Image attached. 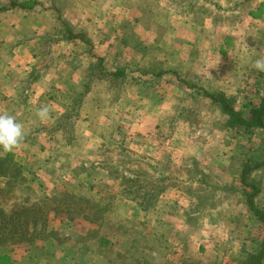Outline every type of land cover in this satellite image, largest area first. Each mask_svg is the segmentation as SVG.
<instances>
[{
	"label": "rangeland",
	"instance_id": "374dc122",
	"mask_svg": "<svg viewBox=\"0 0 264 264\" xmlns=\"http://www.w3.org/2000/svg\"><path fill=\"white\" fill-rule=\"evenodd\" d=\"M10 1L0 0V3L3 6L9 5ZM73 1L75 0H39L40 3L33 11L42 24V31L57 34L62 26L60 21L68 17L64 9ZM150 2L142 8L147 22L150 21V12H157L163 17L170 15L165 9H151ZM174 4L180 6L177 9L187 13L189 19L194 20L193 26L196 28L205 24L207 17V33L202 31L206 36L197 43V49L193 48V43L186 47V43L177 44L175 41L171 48L172 42L165 45L162 42L163 51L156 50V56L152 59L150 57H153L155 47H150V57L145 60L143 67L157 69L165 64L175 68L184 67L182 74L186 80H194L208 91L225 92L234 99L235 107L248 117L249 105L258 103L256 83L260 72L253 64L257 59H264V0H208V4L198 1L193 4L190 0H183ZM98 12L102 15L106 13L108 20H113L114 16L118 15L114 13V9ZM120 12L124 18L127 16V9H120ZM190 12L192 13L189 16ZM26 27L29 30L28 26ZM88 30V37L92 38V26ZM101 30L100 34L107 37L111 35L109 33L113 26L106 23ZM163 32L164 29L160 27L158 33L164 36ZM124 33L126 41L135 45L133 27L125 25ZM109 39L106 40L111 42ZM44 43L46 42L41 41L42 46L39 48V51L43 52L40 56L42 65L47 60V45ZM108 44L107 49L111 48V44L114 47L121 45L116 39L114 43ZM105 46L101 41L90 42L89 50L94 52V55H87L83 62L87 66L95 64L97 51L105 49ZM170 49L173 50L171 56L167 52ZM182 50L189 54L191 60L187 67L180 61L179 53ZM199 56L204 68L200 76L193 73V59ZM108 60L112 62L113 57ZM17 71L19 72L18 69ZM39 71L37 75L42 76L43 73ZM20 74L26 83V73L22 71ZM11 76L16 77L14 74ZM135 76L138 77L130 74L124 77H107V88L99 91V87V92L95 91L97 93L86 98L81 107L80 119L74 122L76 137L73 142H65L58 133L53 136L48 133L51 136L49 137L41 135V132H32V145H27L30 152L36 153L38 159L50 155V161L36 171L37 179L29 182V185L38 196L54 198L49 202L46 232L50 228L55 232L46 234L50 248L42 250L41 255L45 259L41 264H81L79 251L82 246L85 245L88 250L94 251L99 245L98 233L95 232L97 225L107 227V231L102 230L101 234L108 237L113 235V240L117 241L118 238L110 229L123 234L121 246L115 251V256L123 264H127V259L138 264H172L173 255L179 253L172 251V258L169 259L171 261L163 260L165 251L162 244L168 240L170 234L161 223L147 224L146 219L144 221L139 217L137 222L126 224L132 229H125V223L119 218L124 216L125 210L131 205L112 200V192H115L113 186L100 187L95 183L102 176L97 172L95 165L99 158H102L101 162L107 166L109 176L121 178L136 172L143 178L148 177L151 186L155 183V187H166L167 191L170 186L176 185L181 191L193 195V217L189 216L187 221L193 224V228L201 224L205 217L207 219L203 223L214 224L213 232L203 238L208 244L213 243L215 253L211 261L208 256L210 246L206 245L204 247H207V253L204 251L201 256H194L193 250H196L197 246L193 248V241L198 242L199 238L195 234L196 230L193 229L192 238L189 231H183L181 240L189 250H183L181 258L175 257L178 259L176 264H233L235 260H244L248 253L258 249L264 235V227L253 219L248 211L244 202V189H248L240 182L239 175L245 163L255 165L264 161V133L260 130L246 133L243 128L231 125L227 116L209 99L201 94H194L193 90L186 87L182 91L177 89L176 78L168 75L167 79H162L166 82L163 86L159 84L157 87V83L156 87H151V84H148L149 77L145 79L139 75ZM97 81L95 80L98 85ZM135 91L145 96L151 94L154 98L148 100L150 103L147 106L144 103L142 106L138 98L133 96L134 99L131 97L132 99L125 100L127 102L121 104L120 108H112L116 94ZM4 92L6 91H0V96ZM21 95L18 88L14 96L18 99ZM15 98L13 97L14 100ZM164 98L166 103L162 104L160 100ZM2 101L0 113L15 116L11 105H6L7 100ZM142 107H148L146 111L149 110V113H144L142 118L135 120ZM36 110L37 108H27L28 120L19 121L24 126L25 135L29 130L38 128ZM110 132L114 134L109 135ZM102 133L105 134L104 138L100 137ZM57 144L59 147H55ZM160 144L164 146L162 150ZM41 147L50 153L42 152ZM2 155L4 152L0 151V156ZM31 164L32 169H35L36 161L32 159ZM174 177L181 178L180 180L184 178L188 183H179ZM75 178L85 181L79 184L74 181ZM160 178L163 180L160 181ZM4 180L0 179V186H3ZM249 180L258 181L261 191L256 196V202L264 207V164L250 173ZM127 185L132 184L130 182ZM142 192L143 189L136 188L132 194L135 196L133 204L138 209ZM68 194L73 196L69 197ZM62 196L64 198H61ZM11 202L3 203L0 198V203L8 210L12 207ZM95 203L102 207L93 206ZM161 208H164L163 205ZM95 209L99 213H96ZM169 220L168 218L165 222L169 224ZM39 240L38 238L32 243L0 246V264H21L25 247L27 246V255L31 256L30 248ZM131 241H134L137 249H127L126 245ZM21 245L22 248L19 247ZM105 249L107 246L102 252L110 254L109 249ZM112 253L114 254L113 250ZM68 256L77 259L78 263L68 262ZM227 258H230V262L224 261ZM30 259L27 264H33L34 259ZM238 261L234 264H238Z\"/></svg>",
	"mask_w": 264,
	"mask_h": 264
},
{
	"label": "crops",
	"instance_id": "0c3cea01",
	"mask_svg": "<svg viewBox=\"0 0 264 264\" xmlns=\"http://www.w3.org/2000/svg\"><path fill=\"white\" fill-rule=\"evenodd\" d=\"M37 1L39 2V0ZM196 1L208 4V0H192V3L195 4ZM149 2V7L151 9H165L170 12V15L163 17L157 12H150V21L147 22L142 8ZM37 5L32 8L21 7L19 5L10 7L9 5L3 6L0 3V91L1 93L3 91L7 92H4V94L0 96V103H3L2 100H7L8 104L6 103V105H11L10 107L14 111L13 114H15L14 117L18 122L28 120V117H26L28 113L27 108H39L41 105H47L51 108L49 119L44 122H41L38 119V130L31 129L28 132H41V135H48L47 132L50 129L54 116L64 113V106L68 105L73 92L82 88V82L86 80L89 73L88 66L83 62V58L87 55H94V52L89 50L90 42L94 43L101 41L106 44L105 49L97 51V56L104 59L103 66L108 71H113L115 68L119 67L124 69L125 75L130 74L134 77H138L135 75H139L145 79L149 77L150 80L149 83H147L151 84V87H156L157 83V87H159V84L160 86H163L166 82H164L165 80L162 81V79H167L168 75L177 79L176 83H173H175L176 88L181 91L184 87L189 88L188 90H193V87L191 88V86L186 85L184 81L190 84L194 83L198 85V83L194 80H186L182 74L184 67L175 68L165 64L155 69L145 68L143 67V64L145 60L150 57V47H155L153 48V57H150L151 59L156 56L154 53L156 50L161 49L163 51L161 45L162 42L164 45L172 42L171 48L175 41L177 44L178 42L183 45L186 43L184 45H187L186 47L191 46L193 43V48L197 49V43H200V41H202L206 36L202 31L206 32L205 27H208L206 24L208 21L207 17H205V24L203 23V25L196 28L193 26L194 20L189 19L187 13H177L172 9L170 0H75L68 5V7H65L64 13L68 17L65 18L63 22L74 33L81 32L86 35V41H81L79 39H66L60 32L62 26L60 30L57 31V34L43 32L42 28H40L42 27V24L33 11ZM197 7L198 6H196V8ZM104 9H114V13H117L118 15L114 16L113 20H108L106 19V13L103 15L101 12L97 13V11H102ZM120 9H127V16H125V18L121 15ZM122 13L124 14V12ZM191 13L192 12L189 13V16ZM104 23H109L113 26V30L109 33L111 35H107L108 38L104 34H100L102 33L101 27L105 25ZM125 25H131L133 27V33L136 39L135 45H130V43L126 41L124 33ZM26 26H28L29 30H27ZM91 26L93 29V35L92 38H89L88 35L90 33L88 28H91ZM160 27L164 29V36L158 33V29ZM106 39H109L112 43H114L116 39L120 41L121 45L120 47H114L112 46L113 44H111V48L107 49L106 47L109 45L108 43L111 42H108ZM41 41H45L46 43L44 44L47 45L45 50V58L47 60L43 65L40 60V56L43 52L39 51L40 46H42L40 45ZM84 45L87 46L85 47ZM170 50V52L167 51L169 56L172 55L171 53L173 51L172 49ZM183 50L179 53V57L181 59V63L187 67L191 63V60L189 54H186ZM109 57H113L112 62L108 60ZM202 65L201 56L195 60L193 59V73H195V75L200 76L203 73L202 71L204 68H202ZM22 71L25 72L28 77V79H26V83L23 82L20 76ZM38 71L42 72L43 75L38 76ZM12 74L16 77L14 78L11 76ZM168 81L171 83L170 80ZM105 84L107 85V82L105 81L99 82L98 85L96 82H92L90 85L91 90L87 93L84 101L89 97V95H94L95 93L107 88ZM132 85L134 86V84ZM18 88L20 89L22 95L21 98L16 99L14 93ZM98 88L100 89L99 91H97ZM133 96L138 98V101L139 103H142V106L143 103L147 106L148 103H150L148 100L150 101L154 98L151 94L147 96L144 94L140 95L138 94V91H135L134 93L129 92L128 94H116V99L112 103V108H120L121 104L124 105L129 99H134ZM13 97L16 100H14ZM158 97L159 99L161 98V96ZM160 102L165 104V98L164 100H160ZM147 109L148 107H145L144 109L143 107L140 108L135 120L142 118L144 113L148 114L149 110L146 111ZM111 134H114V132H110L109 135ZM48 136L51 137L50 135ZM104 136L105 134L102 133L100 137L104 138ZM58 145L59 144L55 147H59ZM159 147L161 150L164 148L161 144ZM125 152H128V148ZM101 161L102 158H99L98 162H95L97 172L99 171L102 175L95 183H98L100 187L113 186L115 192H112V200L115 202H125L127 205H131L130 207H127L129 210H125L124 216L119 218L120 221L125 223V225L129 224V222L132 224V222H137V219L140 217L141 220L145 221L146 219L147 224H150L151 222L161 223V225L163 224L162 226L166 229V232H169L171 237L168 236V240L163 241L162 244V249L165 251L163 260L171 261L169 259L172 258V251L176 250L179 251V253H175L173 255L174 262L172 264L178 263V259L175 257L179 256V258H181L183 250L188 248V246H186L181 240V233L183 231H189V235L192 238L191 234L193 233V229L196 230L195 234L199 237L197 239L198 242L196 240L193 241V248L195 249L197 246L196 250H193V255L201 256L204 251L207 253V247H204L207 245L210 246L208 256L211 257V261L213 260L215 253L213 251L214 245H212L213 243L208 244L209 242L205 241V238L203 237L207 238L209 232H213L214 224L207 222L203 223V221L207 219V217H205L201 224H198L196 228H193V224L187 221L189 216L193 217V195L187 194L181 191L176 185H173L170 186V188L168 187L169 189H167V191L164 190L159 194L158 202L160 204L159 206H156L155 209L147 211L142 210L140 207L138 209L134 206L133 199L121 197L119 194L120 179L109 176L105 163ZM46 163L48 162L42 163V165ZM175 177L174 180L179 183L181 181L188 183V181L184 178L180 180L181 178ZM74 181L83 183L85 180L82 178H75ZM88 182L86 181V183ZM170 193H173V195ZM162 205L164 208L160 209V206ZM168 218L170 219L169 221H171L170 223L168 222L169 224L165 222ZM128 227L129 226L126 225L125 229ZM105 228L107 227H103L102 225L96 226L95 232L98 233L99 245H97V248L94 249V251L88 250V247L85 245L82 246L79 251L81 264H123V262H120L117 256H115V251L121 246L123 234L120 231H114L113 228L112 230L110 229L112 234L115 232L117 235L118 240L116 241L113 240V235L108 237L101 234L102 230L107 231ZM133 228L135 229L137 227ZM106 246L107 249H109L110 254H105V251L102 252V249L104 247L106 248ZM19 247L22 248L23 246L21 245ZM126 247L130 250L137 249L134 241L129 242ZM25 248L26 251H24L21 258V264L29 263V261H31L30 258L34 259L33 264H41L42 260L45 259L44 256L41 255V252L42 250L49 249L50 243L49 240L46 239H40L39 242H35V244L30 248L31 256L27 255V246ZM37 250H39V252ZM112 250L114 251V254L112 253ZM67 258L70 263H78V260L73 259L71 256H68ZM224 261L230 262V258H227V260ZM235 261L233 262L235 263ZM238 262V264H241L242 260H239ZM125 263L138 264L134 260L130 259H127ZM262 264H264V259Z\"/></svg>",
	"mask_w": 264,
	"mask_h": 264
},
{
	"label": "trees",
	"instance_id": "16d2710c",
	"mask_svg": "<svg viewBox=\"0 0 264 264\" xmlns=\"http://www.w3.org/2000/svg\"><path fill=\"white\" fill-rule=\"evenodd\" d=\"M182 1L183 0H170L172 9L177 13H184V11L182 9H177L178 7L180 8V6L174 3ZM191 1L192 0H190V3ZM37 4H39L37 0H11L9 6L14 7L19 5L21 7L32 8ZM60 24L62 25L60 32L66 39H79L81 41H86V35L84 33H74L62 20L60 21ZM95 59L97 62L88 66L89 73L86 80L82 82V88L73 92L68 105L64 106V113L54 116L50 129L47 132L51 136L58 133L61 138L65 139V142H73L76 137L74 135V122L77 119H80L81 107L87 93L91 90V83L95 82V80H98L97 82H106L107 77L116 78L125 76L123 68L117 67L113 71H108L103 66L104 59L102 57L95 56ZM259 75V80H257L256 83L258 103L249 105L248 117L244 116L242 110L235 107L234 99L231 96L226 95L225 92L219 90L208 91L197 84H190L186 81H184V83L191 86V88L193 87L194 94H201L209 99L212 104L216 105L221 113L227 116V120L231 125L243 128L246 133H253L256 130H260L264 133V72H260ZM32 141V132H29L25 135L24 139L16 149L12 152H4V155L0 156V177L3 180L5 179L3 186H0V198L3 199V203L12 201V207L9 210L0 203V246H12L24 242L32 243L38 238L48 240L46 234H53L55 232L51 228L46 232V229L48 228V211L50 209L49 202L53 201L54 198L38 196L29 185V182L36 181L37 178H35V175L38 174L36 171L42 166L43 162L50 161V155L38 159L36 153L30 152V147H27V145H32ZM41 151L44 153H50L42 147ZM32 159L36 161L35 169H32ZM262 164H264V161L257 162L255 165L245 163L239 178L244 187L248 189H244V202L248 207L251 217L264 227V207L256 202V196L260 193L261 188L258 181L249 180L250 173L256 168H259ZM117 178L120 179L119 194L121 197L135 200V196L132 195L134 190L136 188L143 189L140 202L138 203L140 208L145 211L156 208V205L159 203V194L166 188H157L155 187L157 186L155 183H152L151 186L150 182L148 183V177L143 178V176L141 177V175L136 172L131 176L128 175ZM159 180L162 181L163 179L160 178ZM130 182L132 185L128 186L127 184ZM78 183L81 184L82 182ZM25 190L27 191V194L23 192ZM70 196L71 195H69V197ZM61 198L64 197L62 196ZM93 206L102 207L96 203L95 205L93 204ZM96 213L99 212L96 211ZM263 259L264 235L259 242L258 249L254 252L248 253L245 259L242 260L241 264H262Z\"/></svg>",
	"mask_w": 264,
	"mask_h": 264
},
{
	"label": "clouds",
	"instance_id": "9594fccd",
	"mask_svg": "<svg viewBox=\"0 0 264 264\" xmlns=\"http://www.w3.org/2000/svg\"><path fill=\"white\" fill-rule=\"evenodd\" d=\"M259 72H264V59H257L253 64ZM51 108L47 105H41L36 110V116L41 121L49 119ZM24 126L16 118L7 113H0V150L5 153L16 149L25 137Z\"/></svg>",
	"mask_w": 264,
	"mask_h": 264
}]
</instances>
